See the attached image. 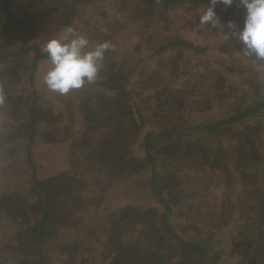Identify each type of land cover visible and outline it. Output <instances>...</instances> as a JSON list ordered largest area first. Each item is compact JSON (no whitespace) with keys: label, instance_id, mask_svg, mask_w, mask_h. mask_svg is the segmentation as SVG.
Returning <instances> with one entry per match:
<instances>
[{"label":"trees","instance_id":"trees-1","mask_svg":"<svg viewBox=\"0 0 264 264\" xmlns=\"http://www.w3.org/2000/svg\"><path fill=\"white\" fill-rule=\"evenodd\" d=\"M90 1L0 0L1 169L9 171L8 163H4L15 156L16 162L25 163L30 172L24 186L26 191L0 193V218L13 224L23 218L22 222L28 225L17 249L24 261L18 264H51L44 248L49 236L57 234L61 226L78 223L73 220L76 207L103 197L101 190H92L91 174L100 175L98 183L106 182L111 187L147 171L144 193L149 198L155 196L161 210L160 219L154 224L144 218L151 209L144 211L142 206H129L134 213L112 222L113 227H103L101 235L110 233L108 243L116 242V245H110L103 253L107 261L99 264H218L221 255L213 254L209 246L200 242V233L194 239H186L175 230L170 219L174 211L184 207L192 193H199L197 189L186 193L179 190V177L183 174L188 178L200 171H207L211 181L215 178L222 184L225 180L231 184L236 179L240 182L241 191L236 197L239 199L230 200L221 194L224 210L221 226L231 225V232L243 242L251 243L253 232L254 238L259 234L258 240H262L264 60H258L255 55L246 56L245 45L233 34L244 24V10L238 7V0L230 8L216 5L220 21L216 27L200 24L197 17H186L183 22L190 29L202 25L225 35L218 44L220 60L211 61L219 63V67L206 62L208 59L203 61L207 44H194L183 33L171 32L161 39L154 38L156 30H151L149 23L151 20L167 27L172 21L165 9L187 8L202 13L210 0H118V8L127 13L126 19L132 21L133 27L138 25L137 33L145 37L151 44L149 47L153 46V57L161 56L158 62L168 65L169 74H183L184 68L194 70L201 62L207 65V70L211 67L214 75L211 80L191 78L190 88L178 87L171 80L160 81L161 76H166L163 70H154L143 80L145 68L140 72L142 75L133 79L143 59L121 64L110 47L94 83H85L70 98L54 94L53 100L47 101L48 94L35 87L36 72L49 59L46 50L35 40L48 22L46 10L56 6L59 17L67 18V23L62 24H68L77 4ZM127 20L115 16L108 24L122 27L127 25ZM228 21L236 25L235 29L227 27ZM110 29L100 33L107 42L114 37L115 31ZM232 47L242 52L241 55L224 56ZM140 82L142 88L138 91L136 85ZM146 84L149 90L142 94ZM224 98L228 104L220 107V114L194 121L195 113L214 114L215 104ZM60 99L63 103L59 105ZM65 110L71 118L80 114L79 127L67 131L68 137L61 134L63 129H70V123L62 120ZM61 137H75L66 145L67 168L39 175L40 165L44 166L41 154H46L53 143H59ZM209 139L214 147L208 146ZM127 190L133 191L135 187ZM25 195H34L33 206L28 205ZM29 210L35 214L32 219L28 217ZM221 226L218 232L223 230ZM149 235L157 237V243L162 246L160 251L143 252L142 242L150 240ZM79 237L76 235L65 246L61 244L59 248L66 247L71 256L61 259L60 264H95L92 259L95 247L79 243Z\"/></svg>","mask_w":264,"mask_h":264},{"label":"rangeland","instance_id":"rangeland-1","mask_svg":"<svg viewBox=\"0 0 264 264\" xmlns=\"http://www.w3.org/2000/svg\"><path fill=\"white\" fill-rule=\"evenodd\" d=\"M118 3V0H92L88 3L80 2L77 4L76 11L73 13L72 19L68 24H62L67 23V18L59 17L55 11L57 9L56 6L48 8L46 10V19L48 22L41 30V34H39L35 40H38L41 47L45 49L47 42L52 38H62L68 41L73 38V33H81L86 35L89 39V48L85 49V51H87L95 47L97 43L105 42L103 37L100 36V33L112 31L110 28H113L115 31L114 37L108 43L111 45L112 49H114L115 59L120 61L121 64L128 65L136 63L141 58L143 59L139 67L136 68L137 70L133 74V79L142 75L140 72L145 68L142 76L146 77L143 80H146L154 70H163L162 72L166 76H161L160 81L167 82L168 80H171L172 85L178 87L183 85L185 88L186 86L190 88L188 85V82L190 81L188 80L191 78L204 77L206 80H211L214 76L213 73L210 72L211 67L207 70V65L205 63L201 64V62L194 70H186V68H184L183 74H177V76L169 74L168 65L158 62L159 57H161L158 54L153 57V46L149 47L148 45L151 44L142 34L137 33L138 25L136 24L133 27L132 21L126 19L127 13L122 12L118 8ZM55 5H57V3ZM165 11L167 15H169V19L172 21L167 27H165L164 24L157 22L153 23L149 20L152 28L151 30H156L154 38L161 39L164 35L171 32L183 33L194 44H207L209 48L206 54L202 57L203 61L208 59L206 62L219 67V63L211 61L218 62L220 60L218 58L221 56L218 44L223 40L225 35L217 34L213 30L205 29L202 25L196 26L192 29H190L188 23L183 25L186 17H191L192 19L196 17L199 18V15L201 14L199 11L195 12L194 10L187 8L165 9ZM195 14H197V16ZM115 16L122 18V20H127V25L122 27L119 25H109L108 21L114 19ZM231 53L241 55L242 52L240 53L239 50L232 47L228 53H224V56L231 55ZM50 68L51 62L49 59H46L39 67V70H37L35 76V87H39L48 94L46 95L47 101L53 100L54 94H57L49 91L43 80L44 75ZM236 72L237 71H235V73ZM98 74H100V71ZM232 77L233 76H231V78ZM231 81L234 80L231 79ZM136 87H138L139 91V89L142 88V82L138 83ZM142 90L144 91L142 94L149 90L147 84L143 86ZM73 93L74 90L64 96L70 98V95ZM79 95L80 94L76 97ZM58 101L59 105L60 103H63L61 99ZM227 104L226 98L219 100L217 104H215L216 109L214 114H211L212 111L205 113L206 116H200L198 113H195L194 121L206 119L209 115L215 116L216 113L220 114V107H227ZM157 109H159V107H157ZM64 113L65 117L62 118L63 123H70V129H63L61 134L67 135L66 137H68L67 131H75L79 127L80 114L71 118L69 112L65 110ZM192 118L193 117H191V119ZM66 137H61L59 143H53L46 154H41L44 166L42 167V164L40 165L39 175H44L46 173L45 171H55L56 169L63 170L67 168L68 154L66 151V145L70 143V140H74L75 137ZM210 141L212 140L209 139V141H206L209 143L208 146L214 147L215 144ZM262 152L264 153V144ZM7 163L9 165V171L5 170L3 172L0 162V193L7 190H17L20 192H23L24 190L26 191L24 188L25 182L30 176L26 164L23 162H16L15 156H12L11 158L9 157L4 164ZM148 175L147 171H143L138 175H133L123 181L116 182V184L111 187H108L106 182L98 183L100 181V175H89V182L92 181V185H94L92 190H95L96 188L101 190V192H103V197L95 200L91 204L86 203V206L76 207V215L73 220L78 223H74L72 226L69 225L70 227H68V225L67 227L66 225L59 226L58 233L49 236L44 244V248L48 252L47 261L51 264H60L61 259L64 257H70L71 254L67 252L68 249L66 247H59L61 244L65 246L67 241L75 239L76 235L80 236L79 243L82 242L88 247H95L93 248L92 254V259L95 261V264L107 261V257H105L103 253H106L107 249L111 248L110 245H116V242L108 243L110 233L101 235V230L103 227V229L106 227L107 229L113 227L112 222L120 220V217L124 219L127 217L126 215L134 213V210L129 209V206L139 205L143 207L142 210L144 211L151 209L152 211L146 213L144 218L154 221V224L158 222L161 213V210L157 207L159 205L157 203L158 201L155 196L149 198L150 195L148 194V196L144 193ZM182 175L178 179L179 190L181 189L186 193L187 190L195 191V189H197L199 190V193H192V197L185 202L183 205L184 207L180 210L174 211L171 215L170 219L171 222L175 224V230L186 239H194L195 235L198 237V234L200 233L198 237L200 242L209 246L213 254L219 253L221 255L218 264H264V238L258 240L259 234L257 231L256 233L258 234V237L254 238L253 233L255 232H253L251 234L253 239H251L250 243L243 242V239L238 240L234 233L231 232V225L226 224L221 226L223 225V222L221 221L224 220V210L221 206V194L222 196L226 195L230 200L239 199L236 197L239 196L238 193L241 191L240 182L236 179L234 184H231L225 180L222 184L221 181L218 182L215 178L214 181H211L207 176V171L194 173L188 178ZM222 178L224 177L222 176ZM206 185L210 188H205ZM133 186L135 187V190H127V188L129 189ZM103 187H105V189H103ZM181 194L182 193H178V195ZM25 196L28 198V205L31 204L33 206L36 201L34 195H30V197L29 195ZM34 216L35 214L31 213L29 210L28 217L32 219ZM30 219L27 220L29 223H31ZM22 221L23 218L22 220H19L18 223L13 224L9 219L5 221L4 217L0 218V264H18L19 262L24 261V256L20 250H17L22 244L21 235H23L26 227H28V225ZM195 221L197 224H195ZM131 223L132 222H130L128 226L131 225ZM193 223L196 225L197 228H195V230L198 232L193 230ZM220 226L224 228L221 232H218L217 229H219ZM71 229H73V231H71ZM149 238L150 240L145 239L142 242L145 244L143 252L147 254L151 249H153V251L156 250L157 252L160 251L159 248H162V246L157 243V237H155V235H149ZM115 240L116 239H113L112 241ZM30 257L34 258L35 255H30Z\"/></svg>","mask_w":264,"mask_h":264},{"label":"clouds","instance_id":"clouds-1","mask_svg":"<svg viewBox=\"0 0 264 264\" xmlns=\"http://www.w3.org/2000/svg\"><path fill=\"white\" fill-rule=\"evenodd\" d=\"M237 0H210L199 17L202 25L216 27L220 24L215 11L221 4L230 8ZM238 7L244 10V24L241 30L234 32L245 45V55H255L264 60V0H238ZM227 27L235 29L236 25L228 21ZM89 39L81 33H73V38L66 41L62 38L50 39L45 50L51 62V68L43 77L49 91L67 95L80 89L85 83H94L103 66L105 52L111 47L108 42H100L90 50Z\"/></svg>","mask_w":264,"mask_h":264}]
</instances>
